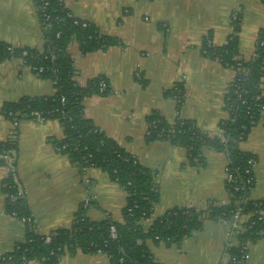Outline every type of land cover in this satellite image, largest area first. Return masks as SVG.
<instances>
[{"label":"crops","instance_id":"1","mask_svg":"<svg viewBox=\"0 0 264 264\" xmlns=\"http://www.w3.org/2000/svg\"><path fill=\"white\" fill-rule=\"evenodd\" d=\"M69 16L93 25L100 35L120 45L82 54L75 41L67 48L73 81L85 88L95 79L106 83L105 93L83 99L84 118L112 139L139 165L155 175L158 202L151 218L172 209L202 210L206 203H229L225 188L228 164L223 152L205 147L201 164L189 163L187 151L167 141H147V118L156 113L168 123L192 122L200 131L218 134L228 118L223 100L234 80L233 70L202 54V44L221 47L238 23V56L252 58L258 32L264 30L263 0H62ZM0 43L15 49L41 48V25L31 0H0ZM183 85L182 104L167 96ZM261 89L264 93V77ZM50 80L35 75L20 59L0 62V144L15 137L14 173L25 195L34 232L47 236L69 229L83 209L90 222H122L126 193L101 170H81L52 141L63 139L55 120L5 119L1 107L22 98L51 97ZM254 157V186L248 199H264V112L240 144ZM10 170L0 163V258L24 242L26 226L5 212L2 185ZM246 218L244 219V221ZM227 229L220 222H205L199 232L178 245L146 242L160 264H229L225 255ZM244 264H264V239L246 244ZM28 264H40L31 261ZM58 264H109L102 253H64Z\"/></svg>","mask_w":264,"mask_h":264},{"label":"trees","instance_id":"2","mask_svg":"<svg viewBox=\"0 0 264 264\" xmlns=\"http://www.w3.org/2000/svg\"><path fill=\"white\" fill-rule=\"evenodd\" d=\"M31 1L41 25L42 47L15 49L0 43V62L9 58L20 59L35 75L50 80L55 93L51 97L22 98L14 103H5L1 107V114L16 124L33 120L35 113L43 122L55 120L60 123L64 137L60 141H52L53 146L81 170L94 167L106 173L110 180L124 189L126 204L121 223L109 219L90 222L80 208L69 229L40 236L34 232L24 191L15 173H9L2 185L4 209L7 214L24 220L26 232L24 242L1 257L0 264H28L42 259V264H58L64 253L74 254L76 251L102 253L109 259V264H160L148 251V240L169 246L178 245L191 234L199 232L205 222L230 220L238 208L247 221L243 225V232L227 251L229 264H235L231 262L233 258L240 260L241 251L248 242L264 239V199H248V193L254 186L252 165L255 159L240 149V144L246 140L264 112V93L261 89L264 77V30L258 32L253 56L247 61L238 56L237 21L234 22V34L225 45L212 47L207 39L202 44L204 57L217 61L235 73L223 100L228 118L220 123L218 134H206L192 122L179 118L172 123L156 113L147 118L146 140L167 141L183 147L192 165L201 164V150L205 147L225 154L229 173L234 180L225 183L229 203L216 206L208 202L202 210L172 209L155 218L145 228L144 221L151 217L158 202L155 175L84 118L82 101L99 93L100 78L92 80L85 88H78L73 81L72 63L67 53L73 41L82 54L104 51L120 45L119 41L100 35L93 25L69 16L61 0ZM43 16L48 19L45 21ZM166 95L176 101L178 110L182 104L183 85L177 84ZM61 98H64L63 103ZM222 139H225V143ZM0 157H7V160L1 159L0 163L14 169L17 158L15 137L0 144ZM247 170L250 173H245ZM249 178L250 188L246 184ZM110 227L116 230L115 239L109 238ZM46 238H49L47 244Z\"/></svg>","mask_w":264,"mask_h":264},{"label":"built area","instance_id":"3","mask_svg":"<svg viewBox=\"0 0 264 264\" xmlns=\"http://www.w3.org/2000/svg\"><path fill=\"white\" fill-rule=\"evenodd\" d=\"M263 2H264V0H263ZM44 5H46V4L44 3ZM43 17H44L45 21L48 19L47 16H43ZM106 90H107L106 83L102 79H99V81H98V92L99 93H105ZM226 93H227V91H226ZM60 101L63 103L64 102V98H61ZM33 116H34L33 120L37 121L38 123H43V120L40 118V116L37 113H35ZM12 124L16 125V123H13V122H12ZM222 142L225 143V139H222ZM54 148H55V150L58 153H60L59 149H57L56 147H54ZM63 149H64V147H63ZM1 159L7 160V157H3V158L0 157V160ZM8 169L10 170V173L14 172V169H12V168H8ZM245 173H250V170L245 171ZM233 181H234L233 177L229 173L228 164H227L226 169H225V183H232ZM246 184L250 188V184H251V179L250 178L246 181ZM235 191H237V188H235ZM245 218H246V216L242 215L241 209L238 208L232 214L230 220L220 221V223H222L227 229V242H226V245H225V255L227 256V258H229V255H228L227 251L229 250V248H231L235 244L237 236L240 233L243 232V225L247 221V218L244 221ZM20 220L24 223V220H22V219H20ZM153 221H154V219H152L151 217L148 218L147 220H145L144 221L145 228H148L152 224ZM109 238L110 239H115L116 238V230L113 227H110V229H109ZM155 239H157V238H155ZM48 242H49V238H46L45 243L47 244ZM247 257H248V254H247L246 247H245V248H243V251H241L240 260L237 261V260H235L233 258V259H231V262L235 263V264H244V262L246 261ZM39 262H40V264H42L43 259L40 260Z\"/></svg>","mask_w":264,"mask_h":264}]
</instances>
